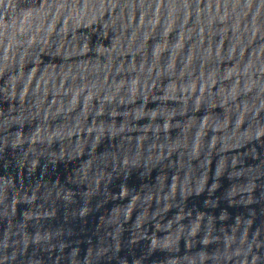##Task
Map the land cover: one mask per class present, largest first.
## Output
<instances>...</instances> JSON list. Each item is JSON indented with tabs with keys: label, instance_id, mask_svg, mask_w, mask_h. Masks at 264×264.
<instances>
[{
	"label": "water",
	"instance_id": "1",
	"mask_svg": "<svg viewBox=\"0 0 264 264\" xmlns=\"http://www.w3.org/2000/svg\"><path fill=\"white\" fill-rule=\"evenodd\" d=\"M0 264H264V0H0Z\"/></svg>",
	"mask_w": 264,
	"mask_h": 264
}]
</instances>
